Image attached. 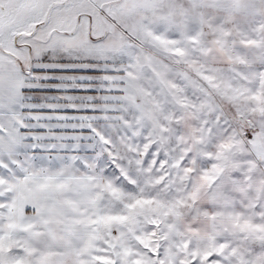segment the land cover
<instances>
[{"label": "snow or ice", "instance_id": "snow-or-ice-1", "mask_svg": "<svg viewBox=\"0 0 264 264\" xmlns=\"http://www.w3.org/2000/svg\"><path fill=\"white\" fill-rule=\"evenodd\" d=\"M0 264H264V0H0Z\"/></svg>", "mask_w": 264, "mask_h": 264}]
</instances>
